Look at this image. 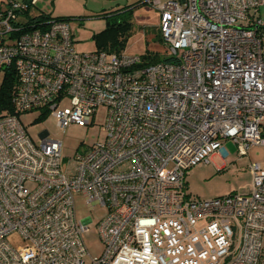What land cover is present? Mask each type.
Instances as JSON below:
<instances>
[{
  "label": "built area",
  "instance_id": "1",
  "mask_svg": "<svg viewBox=\"0 0 264 264\" xmlns=\"http://www.w3.org/2000/svg\"><path fill=\"white\" fill-rule=\"evenodd\" d=\"M38 0L0 10V264H264V166L249 194L192 199L187 171L264 146V0H148L177 57L79 51L69 20L21 19ZM30 14V12H29ZM68 100L69 105H63ZM107 108V136L65 159L60 140L35 142L19 115L36 109L66 128ZM107 209L103 253L92 257L75 195ZM18 234L25 243L9 241Z\"/></svg>",
  "mask_w": 264,
  "mask_h": 264
},
{
  "label": "rangeland",
  "instance_id": "2",
  "mask_svg": "<svg viewBox=\"0 0 264 264\" xmlns=\"http://www.w3.org/2000/svg\"><path fill=\"white\" fill-rule=\"evenodd\" d=\"M125 1L130 3L140 1V4L133 12L132 30L122 53L127 56L151 53L158 54L162 58L177 59L169 54L167 46L161 40L159 30L161 16L156 5H152L148 0H123V3ZM85 2V0H39L34 8L39 7L42 10L45 8L53 16H71L69 22L74 44L79 51L87 53L97 49L94 36L107 28L108 21L104 16H95L98 10L103 8L102 0H90L97 10L86 6ZM249 13L264 21V6L259 7L258 10L251 9ZM27 18L28 16H21V19ZM63 105L68 106V100L63 101ZM42 111L36 109L23 112L19 115V119L35 142L41 139L40 135L45 131L49 133L50 138L60 140L65 159L74 157L78 151H84L96 143L103 142L107 136L105 124L108 110L104 106L98 108L92 124L81 126L78 123H71L66 128L59 126L55 116L52 114L44 116ZM40 118L44 119L39 121ZM222 142L227 155L223 157L214 153L210 156V162L198 163L187 171L186 192L192 199H212L234 193L249 194L252 191L251 165L259 163L264 166V146H251L246 155H240L233 140ZM74 199L77 219H92L89 230L83 235V240L88 253L92 257H98L103 253L105 246L97 225L107 214V209L97 203H88L86 197L81 194H76ZM9 241L15 247L25 243L22 237L15 233L9 236Z\"/></svg>",
  "mask_w": 264,
  "mask_h": 264
},
{
  "label": "trees",
  "instance_id": "3",
  "mask_svg": "<svg viewBox=\"0 0 264 264\" xmlns=\"http://www.w3.org/2000/svg\"><path fill=\"white\" fill-rule=\"evenodd\" d=\"M138 4H140V1L110 10H102L95 14V16L106 17L108 21L107 28L94 36L97 51L122 54L132 30L131 19L133 12ZM31 11L34 12L31 14ZM23 13L28 16L30 20L36 22L47 21L52 18L63 20H70L72 18L71 16H51L42 11L38 12L36 8H34V5H29L28 9ZM141 57L143 58V62L138 66H147L148 64L170 60L168 58H162L158 54L151 53L143 54ZM13 91V82L11 80L0 85V110L3 108L12 109ZM43 119L44 118H40L39 121Z\"/></svg>",
  "mask_w": 264,
  "mask_h": 264
},
{
  "label": "crops",
  "instance_id": "4",
  "mask_svg": "<svg viewBox=\"0 0 264 264\" xmlns=\"http://www.w3.org/2000/svg\"><path fill=\"white\" fill-rule=\"evenodd\" d=\"M38 1L36 2V4L38 3ZM85 1H86L85 2L86 6H89L90 8H93V10H97V9H95V7H93L94 4L91 3L90 0H85ZM93 1H95V0H93ZM102 1H103V8L98 10L99 12L102 11V10H110L112 8H116V7L124 6V5H127V4H131L130 1H125L123 3V0H102ZM9 2H10V0H0V10L6 9L9 6ZM36 10L38 12L42 11L44 13H47V14H50L51 16H53V14L51 12H49V11L47 12L45 8L42 10L41 8L39 9V7H38V8H36ZM59 16H68V15H59Z\"/></svg>",
  "mask_w": 264,
  "mask_h": 264
}]
</instances>
